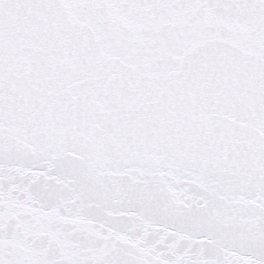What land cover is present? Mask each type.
<instances>
[{"label":"snow or ice","instance_id":"1","mask_svg":"<svg viewBox=\"0 0 264 264\" xmlns=\"http://www.w3.org/2000/svg\"><path fill=\"white\" fill-rule=\"evenodd\" d=\"M0 264H264V0H0Z\"/></svg>","mask_w":264,"mask_h":264}]
</instances>
